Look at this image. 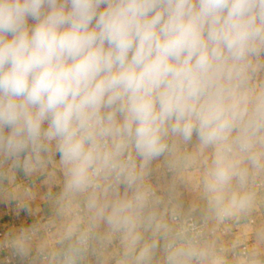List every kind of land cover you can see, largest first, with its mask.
Returning <instances> with one entry per match:
<instances>
[{
    "label": "clouds",
    "instance_id": "9594fccd",
    "mask_svg": "<svg viewBox=\"0 0 264 264\" xmlns=\"http://www.w3.org/2000/svg\"><path fill=\"white\" fill-rule=\"evenodd\" d=\"M162 157L200 165L217 221L256 206L264 0H0V186L61 174L59 247L37 257L89 264L118 241V264H227L151 184ZM39 231L14 235L13 254L29 258Z\"/></svg>",
    "mask_w": 264,
    "mask_h": 264
},
{
    "label": "crops",
    "instance_id": "0c3cea01",
    "mask_svg": "<svg viewBox=\"0 0 264 264\" xmlns=\"http://www.w3.org/2000/svg\"><path fill=\"white\" fill-rule=\"evenodd\" d=\"M28 22L34 23L31 19ZM192 143H195V136ZM192 151V145L180 150L181 154ZM201 176L202 168L198 163L185 167L175 158L166 160L162 157L153 162L150 182L164 198L166 207H178L182 215L193 217L207 230L214 231L210 240L215 242L227 264H248L247 257L253 252L259 253V259L264 262V240L258 236L264 232V180L254 185L257 201L250 214L217 221L206 212ZM60 180L61 174L52 164L31 177H26L22 170L18 171L14 184L5 182L0 186V264H47L46 260L36 256V250L41 245L48 250L59 247L65 223L56 215L55 197L60 192ZM24 188L31 191L30 197H21ZM25 202H28L29 212L24 210ZM33 225L39 226L40 231L34 238L32 255L27 259L12 258L9 240L22 228ZM243 247L247 248L246 256L242 254ZM89 264H94L91 257Z\"/></svg>",
    "mask_w": 264,
    "mask_h": 264
},
{
    "label": "rangeland",
    "instance_id": "374dc122",
    "mask_svg": "<svg viewBox=\"0 0 264 264\" xmlns=\"http://www.w3.org/2000/svg\"><path fill=\"white\" fill-rule=\"evenodd\" d=\"M182 217L184 221L190 218L185 215H182ZM119 257H120V246L118 241H114L107 251L101 252L98 258L91 257V259L94 264H118Z\"/></svg>",
    "mask_w": 264,
    "mask_h": 264
},
{
    "label": "built area",
    "instance_id": "2783aa9c",
    "mask_svg": "<svg viewBox=\"0 0 264 264\" xmlns=\"http://www.w3.org/2000/svg\"><path fill=\"white\" fill-rule=\"evenodd\" d=\"M260 186H262V184H259ZM185 224L186 226H192V225H195L196 229L202 233H204L207 238H211L213 235H214V231H211V230H207V228L205 227L204 224L200 223V222H197L194 218L190 217L188 219L185 220ZM224 232V230H222ZM0 234H1V230H0ZM242 254L243 255H247V248L246 247H243L242 249ZM12 258H17L16 255H12L11 256ZM10 260V259H9Z\"/></svg>",
    "mask_w": 264,
    "mask_h": 264
}]
</instances>
